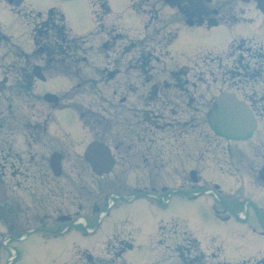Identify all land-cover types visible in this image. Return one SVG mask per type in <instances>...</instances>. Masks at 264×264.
Here are the masks:
<instances>
[{
  "label": "rangeland",
  "instance_id": "rangeland-1",
  "mask_svg": "<svg viewBox=\"0 0 264 264\" xmlns=\"http://www.w3.org/2000/svg\"><path fill=\"white\" fill-rule=\"evenodd\" d=\"M109 5L113 13H125L122 26L133 36L127 35V31L120 28V22L116 19L115 15L109 13L108 8L105 6L102 7L101 11L96 12L95 20L98 22L97 28L102 33L97 35V37H93L87 46L83 45V49H86L84 55L86 54L88 57L91 53L92 58L96 55L97 64L100 69L97 70L93 64H90L88 61L87 65L82 68L81 78L74 81V87L71 80L59 77H53L46 82H39L40 85L46 87L50 91L58 93H65L73 87L67 94L60 95L61 101L59 104L55 105L54 112L57 123H59L57 118L61 116L62 120L68 122L69 125L71 123L75 126H80L76 113L72 108L77 109L78 107H82L85 109L83 106H86L88 110L101 109L98 103L110 110L123 113L126 117V112L129 109L128 104L119 103V95L115 98L112 97L114 96L113 90L115 88L117 91H121L129 75L135 73L136 76L139 74L137 70L135 71L136 65L134 66L133 63L135 59H138L140 56V54L137 53L142 48L140 45H144L143 49L149 46H153L151 47L152 49L157 47L153 53L149 50L143 53H149L148 56H151L152 65L155 63L158 69L163 67L162 62L156 63L154 60L155 54L160 52L159 44L163 39L158 36L159 40L157 42L150 43L148 38L157 36L154 31L158 30L164 23H167L166 31L175 28V25L169 24L170 20H173L175 17L164 15L163 11L155 8L152 14H156V11L161 13L163 22L154 24L152 30L150 29L147 39L143 42V38L134 37L138 35L139 29L142 27V22L139 15L131 10L129 2L112 0ZM34 6L38 10L55 7L64 13L73 34L89 36L94 30L92 9L88 0L75 2L38 0ZM209 6L214 7V3ZM139 8L140 10L149 9L145 4L140 5ZM101 15L104 16V19L100 17ZM152 17L155 18L154 16ZM165 18H167L168 21L166 20L165 22ZM0 26L3 29L5 26L10 33L20 36V39L24 42L26 47H31L30 27L26 24L22 26L20 23H17V21L10 16L8 11L3 8H0ZM176 27L178 28V36L172 43L170 51L171 54L174 55L175 61L181 63L193 61L203 55H222L226 52L234 39H253V42L264 44V32L257 31L252 25L242 27L220 25L207 28L204 26L189 27L177 22ZM121 33L127 36H123ZM133 40H138L140 44H138V46L136 42L138 47L131 50ZM88 47L90 49H87ZM235 52L236 49H234L233 53ZM254 55L258 57L259 55H263L264 57V54L259 52L254 53ZM229 56L220 59L225 60ZM14 58L13 55H8L9 61H15ZM137 59L136 61L139 63L140 60ZM228 60L232 61L233 59L228 58ZM41 65L43 66L42 62ZM245 67L246 65L242 66L240 75H243L247 71ZM250 67H252V69L248 72L251 76L246 82L237 77L233 83L237 84L238 88H240V94L243 96L246 92H250L254 88L259 91V95H262L264 93V77L262 78L258 73V66L252 65ZM207 68L208 69L201 65L197 69L200 76L204 78L200 87H198V90L193 95V99L196 102L195 106H199V112L204 109L202 98H205V100L210 99L212 97L211 93H218V91L225 89L222 87L226 83L225 71L223 69L214 70L212 65H208ZM43 71H45V69ZM111 71L115 73L118 72V75H115L116 77L112 81H107V74ZM45 73L49 76L46 71ZM151 73H153V75L156 74L155 71H151ZM158 74L163 76V72ZM50 76H52V74H50ZM118 80H120V82H118ZM122 83L123 86H121ZM64 96L67 97L64 99ZM18 100L19 101L14 103L22 105L23 102L21 100H24V98L21 97ZM41 102L42 101H40V103ZM202 114L203 112L200 113L198 119L200 122V130L201 128L203 130L207 128ZM193 125L194 124L190 125L191 128ZM204 131L209 133L206 130ZM209 137L213 139V143L216 146L214 150L215 158L217 162L222 165L224 170L219 172L218 169L211 166L214 173L211 179H206V182L219 184L221 186L222 192L220 193V197L208 193L202 195L198 199L191 200L187 195H183V192H180L172 195L169 193L163 194L162 196L159 195L160 198H154L151 202L149 199L143 198L131 203L117 201V205L111 209L109 214L98 224L97 231L92 237L85 238L76 233H71L62 238L45 239L40 234H30L25 240H14L11 243V249H16L18 252L16 263L81 264L72 255L74 243L80 245L86 243L85 245L87 247H91L90 251L93 254L96 253L100 256L99 253H104L103 249L108 238L115 230L120 229L122 226L124 231L132 233V238L135 240V248L128 251L125 255V259L129 264H171L169 263V258L163 257L160 254L157 242L159 225L163 224L168 227L173 221L183 224V227L192 232L202 243L207 242L211 238L217 240V243L223 247L224 255L221 259L224 262L238 263L243 260L264 255V235L261 234V232L264 231V226L261 224L259 215L256 213L258 207L253 206L256 202L258 204H264V201L257 199L258 192L255 187L248 188L247 184L244 183L241 189L238 188L239 185L237 181L239 179H244L245 173L231 167L229 164V162L231 163V159L235 160L239 168L243 161L246 163V156L241 152V150H243L241 149V144L245 143L234 144L219 138L214 140V136L210 133ZM88 138L90 139L91 136L88 135ZM254 138L255 140H264V119L259 120V126ZM253 139L249 140L252 144L254 143ZM244 150L248 153V157H251L252 145H249L248 148ZM183 171H187L185 166H183ZM87 177L89 186L96 184L95 182L98 178H94L92 174H88ZM102 181L104 184H109V177ZM191 191V189H187V192ZM91 193L93 192L91 191ZM107 193L108 192H104L102 194L105 196ZM162 197H166L169 202L164 205L165 202ZM240 197L250 199L253 204L247 207L241 205ZM100 201L102 205L106 204L104 203V198ZM226 208L229 209L228 212H226ZM241 211L246 214V219L239 218L238 214ZM228 216H231V218L227 219ZM261 216L263 218L264 215ZM90 226H96V219L90 223ZM48 232L49 231H47L46 234H48ZM164 232L167 233V238L177 237L175 232ZM179 236L181 237V235ZM127 237V234H124L116 239H127ZM182 238L185 239V236ZM166 242L169 243V241ZM217 243H214V249L218 248ZM120 247V243L113 246L110 244L108 249L110 253H116L120 250ZM178 247L179 250H187V257L196 261L193 264H208L209 260L207 258L202 261L200 257L196 255L198 254L196 249L191 248V250H189V246H187V248L185 246ZM79 252L81 253L82 250ZM85 252L87 253V251ZM8 255H10V252L6 250L3 256ZM84 259L87 260L84 261V264H113L111 262H89L88 257ZM115 260V264H126L121 257ZM247 264H264V257L249 260Z\"/></svg>",
  "mask_w": 264,
  "mask_h": 264
},
{
  "label": "flooded vegetation",
  "instance_id": "flooded-vegetation-1",
  "mask_svg": "<svg viewBox=\"0 0 264 264\" xmlns=\"http://www.w3.org/2000/svg\"><path fill=\"white\" fill-rule=\"evenodd\" d=\"M4 1H11V4L22 7L25 0H0V3ZM90 1L93 5L107 3V0ZM245 1L243 5L236 8L237 0H229L226 4L219 3L218 9L225 15L240 12L242 18L253 23L256 19L252 15L251 9L259 4L261 10L264 11V0ZM259 15L263 16L260 10L258 11ZM21 83L18 80L6 79L3 86L4 92L0 93V180L15 190V198L18 201L25 202V195H27L32 198V203L36 204L38 208L44 209L45 206L57 207L59 210L69 208L73 201H77V197H73L70 184H65L64 181L57 180L53 176L50 154L58 150L60 154L58 162L63 165L79 162L78 160L72 161L69 137L60 131V127L54 125L50 113L46 114L44 111H40L34 104L30 111L20 110L13 105H9V108L5 109V102L19 97L12 92ZM192 86L195 87V84ZM183 91L188 92V89ZM158 98L160 109L153 105L150 99H142V95H138L128 112L130 114L129 125L123 130L127 136L116 134L112 143L118 162L130 167L127 169L123 166L121 171L124 176L131 174L129 178L134 177V174L130 173L132 166L166 163L168 156L173 158L178 155V148L183 144L184 133L177 113L172 111L173 115L170 116V119L166 115V109L173 100L167 93L158 96ZM182 101L187 102V100ZM152 120L155 121L154 125L149 124V121ZM168 129H170L169 137L166 135ZM168 140L170 141L168 142ZM168 143L171 144L169 150L166 147ZM174 161L177 163L178 159H174ZM58 172L59 176H71L64 173L63 170L61 172V169H58ZM6 207L10 208L8 204Z\"/></svg>",
  "mask_w": 264,
  "mask_h": 264
},
{
  "label": "water",
  "instance_id": "water-1",
  "mask_svg": "<svg viewBox=\"0 0 264 264\" xmlns=\"http://www.w3.org/2000/svg\"><path fill=\"white\" fill-rule=\"evenodd\" d=\"M211 124L217 134L229 139H243L255 128V120L247 107L224 97L216 106Z\"/></svg>",
  "mask_w": 264,
  "mask_h": 264
}]
</instances>
